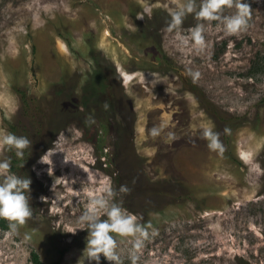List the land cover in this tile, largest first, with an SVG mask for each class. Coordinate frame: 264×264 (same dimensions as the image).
<instances>
[{"label":"rangeland","instance_id":"1","mask_svg":"<svg viewBox=\"0 0 264 264\" xmlns=\"http://www.w3.org/2000/svg\"><path fill=\"white\" fill-rule=\"evenodd\" d=\"M186 2L0 0V133L32 142L22 159L0 145V160L31 179L33 210L17 234L0 227V264H32L33 252L77 264L88 235L78 217L108 186L156 230L138 264H264V0H245L250 26L234 35L187 14L180 34L203 23V47L167 30ZM209 126L222 152L208 148ZM117 239L131 264L130 238Z\"/></svg>","mask_w":264,"mask_h":264},{"label":"clouds","instance_id":"2","mask_svg":"<svg viewBox=\"0 0 264 264\" xmlns=\"http://www.w3.org/2000/svg\"><path fill=\"white\" fill-rule=\"evenodd\" d=\"M235 7L236 11L232 15H221L223 8ZM194 13L197 19L218 21L222 24L226 34L234 35L248 29L252 9L245 0H187L180 8L170 11V21L168 31H176L180 44L203 47L205 45V25L199 23L188 29L187 35L180 34V26L187 14ZM194 80L199 78L198 71L187 72ZM109 105L105 102L104 108ZM88 123H95L94 118L89 117ZM161 127L154 126L148 130V134L157 137L161 134ZM225 131H229L225 129ZM203 137L208 141V148L212 151L222 152L224 146L219 139V133L213 131L212 127H206L203 131ZM64 134L58 136V143L64 139ZM174 133H168V141H174ZM55 143V144H56ZM0 145L7 146L9 150H15V156L22 159L25 150L31 147L32 142L26 136H18L11 132L0 133ZM54 149H50L41 160H46ZM11 160H0V219L8 222L6 235L18 233L19 226L25 224L28 218L33 216V210L30 206V185L32 183L29 177H22L10 171ZM119 193H127L129 189L121 185ZM117 191L111 186L102 190V194L91 198L88 201L87 209L79 217L78 222L87 229L86 247L77 264H85V260L95 261L100 264L101 256L112 264H124L118 251L120 238H130V248L128 249V259L131 264H138L140 260L139 253L145 245V241L156 234L152 230V225L140 223L142 217H137L129 213L120 204L113 202ZM44 199V198H42ZM106 217L105 219H101ZM27 235L25 239H28Z\"/></svg>","mask_w":264,"mask_h":264},{"label":"trees","instance_id":"3","mask_svg":"<svg viewBox=\"0 0 264 264\" xmlns=\"http://www.w3.org/2000/svg\"><path fill=\"white\" fill-rule=\"evenodd\" d=\"M100 71V70H99ZM99 71H96V76H95V78H97V76H99L100 75V72ZM97 81V80H96ZM99 84H101V83H99ZM94 85V84H93ZM92 85V86H93ZM98 85V84H97ZM99 86V89H97V88H95V87H91V88H94V89H92L94 92L95 91H97V90H100V94L102 93L103 94V90L104 89H107L108 88V85L107 84H105L104 82H102V84L101 85H98ZM89 96H90V93L86 96V93H85V100L82 102V104L80 103V108L81 107H84V106H82V105H85L86 104V102H88V100H89ZM50 106V108H52L53 110L55 109L54 108V106L53 105H51V104H49ZM78 104H75L74 105V107H76ZM48 107V116H50L51 115V113L53 112V111H50L49 112V110H50V108ZM133 116H134V114H133ZM13 170V169H12ZM14 171V170H13ZM0 227H2L3 229H7L8 228V225H7V221H5V220H2V219H0ZM31 262H32V264H45L41 259H40V257H39V255L37 254V253H35V252H33L32 253V255H31ZM52 264H61V258L59 259V260H57V261H55V262H53Z\"/></svg>","mask_w":264,"mask_h":264}]
</instances>
